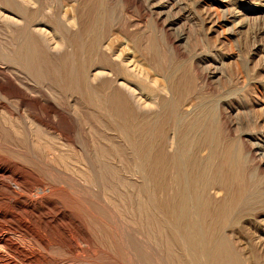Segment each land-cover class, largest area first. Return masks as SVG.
<instances>
[{
  "label": "rangeland",
  "instance_id": "1",
  "mask_svg": "<svg viewBox=\"0 0 264 264\" xmlns=\"http://www.w3.org/2000/svg\"><path fill=\"white\" fill-rule=\"evenodd\" d=\"M62 1L70 17L80 18L76 20L73 31L79 30L85 24L91 25L92 20L99 16L102 21L100 26L106 31H112L115 47L138 59L150 78L156 79L158 85L167 86V80L172 81L173 78L169 76L173 74L176 79H184L193 84V91L187 97L188 100L191 98L190 104L185 108L190 110L193 104L204 101L211 103L218 118L219 137L222 140L232 139L235 147L242 150L246 157L245 178L242 183L246 186L253 184L255 189L264 192V0ZM6 29L8 30L7 26L0 25V47L13 51L17 42L13 40V31L9 29L10 32H7ZM74 43L72 46L65 40V50L68 51L71 61L80 63L84 57L80 48L82 41L77 40ZM151 43L156 45L154 49L160 50L162 73L154 63L153 54L146 50ZM145 85L154 89V95H159L164 100L171 98V93L160 92L154 82L149 80ZM194 93L200 94L196 96L201 99L192 96ZM67 96L64 104V112H69H65L66 118L69 115L66 128L71 131L74 140L81 143L77 144L79 146H71L69 152L67 151L72 162L68 163V166H65L67 163L49 162L46 147L38 148L35 142L32 143L33 140L13 143L0 135V165L5 164V167L9 166L13 170L18 168L17 171L24 177L22 184L0 177V206L3 210L8 208L4 211L7 215H10L9 209L14 208H11L13 219L10 220L8 216L3 232L20 244L26 239L22 244L24 249L43 251L41 254L47 253L49 257L58 260L55 264H72L62 259V254L67 253V247L55 244L48 249L38 245L29 247V239L34 235L61 238L71 241L69 243L74 248L77 242V246H81L86 252L96 250L97 257L104 263L115 256V264H172L164 253L165 249L158 246V235L150 225L142 224L146 223V220L145 213L140 210L144 207L155 213L156 209V215L162 216L163 213L154 208L150 196L155 194L159 201H165L174 194L178 184L176 180L171 184L170 180L173 182L172 180L177 178L176 171L170 169L168 174L164 173L157 186H144V180L149 174L142 168L144 156L137 154L133 149L129 140L130 134L127 137L125 132L119 133L122 131L120 125L113 121L105 109L101 110L106 112L105 114L102 111L103 117L107 115V121L102 122L103 125H99L98 130L95 129L94 122L92 124L88 117L89 113L80 117L84 114V109L76 105L73 97L69 94ZM12 103L10 107L13 105L11 109L16 112L17 104ZM19 109L24 111L23 107ZM78 109L83 110L81 114L80 111L77 113ZM159 109L161 118L165 117V130L173 135L176 129L173 125L176 126L177 120L174 119L171 102L167 104L166 109L157 105L153 113H157ZM97 115L99 116V113ZM42 141V144L46 145L43 139ZM97 146L103 148V154L108 155L111 165L120 170L119 175L103 169L106 158L97 156ZM206 153L207 150H203L199 156L202 157ZM75 158L78 162L81 159V162L77 163L84 169L83 174L78 171V164H73ZM158 188L160 190H157ZM171 188L174 189L172 192L169 190ZM128 191L131 194H128ZM218 192L217 195L215 191L212 192L215 200L223 197L224 193ZM159 194L163 197L160 198ZM124 195L133 196L132 207ZM30 197L42 209H31ZM18 206L21 207L20 210H17ZM26 208L34 211L33 214ZM135 215L138 216L137 219ZM235 215L241 217L244 229L228 228L227 238L247 259V263L264 264V210L252 211L248 215L239 210ZM159 219L164 223L165 232L171 230L169 233H177L170 215L163 214V218ZM93 222L98 223V228L92 225ZM26 232L28 235H25ZM179 241L181 243V238ZM180 243L178 245L183 256L189 261L190 257H186L187 253L184 246V251L182 250L183 244ZM4 249L5 247L1 248L3 252ZM7 251L6 248L5 252ZM35 264L50 263L40 260Z\"/></svg>",
  "mask_w": 264,
  "mask_h": 264
},
{
  "label": "bare ground",
  "instance_id": "2",
  "mask_svg": "<svg viewBox=\"0 0 264 264\" xmlns=\"http://www.w3.org/2000/svg\"><path fill=\"white\" fill-rule=\"evenodd\" d=\"M62 2V0H0V25L7 26V32L13 31V40L17 42L14 44L17 47L13 48V51L0 47V135L12 142L22 143L33 140L32 143L35 142L38 148L46 147L49 153L46 159L49 162L67 163L65 166H68L72 163L67 155L70 147L79 146L77 144L80 142L77 143L71 131L66 128L69 112L65 111L68 116L66 118L64 104L67 94L74 98L79 108L84 109V114L83 110L78 109L77 113L80 111L79 114H83L80 117L89 113L88 117L92 124L94 122L97 130L103 125L102 122L107 121L105 119L107 115L103 117L104 111L101 110L105 109L113 121L120 125L122 131L119 133L125 132L127 137L130 134L129 140L134 148L132 145L130 147L135 149L137 154L144 156L142 168L149 174L144 180L145 183L143 181L144 186L146 184L150 187L157 186L163 174H168L170 169H174L177 173V178L173 179V182L170 180L171 184L175 180L178 184L174 194L168 196L165 201H159L155 194L150 196V199H153V206L160 213L172 217V224L176 225L175 228L180 236L178 237L175 232L169 233L171 230L168 233L163 230L164 223L159 219L163 218V214L162 216L158 214V218L156 209L155 213L144 207L140 210L145 213L146 223L142 224L150 225L158 235V246L165 249L164 253L169 261L172 264H252L247 263V259L234 248L233 243L226 236V230L244 229L241 217L235 215L239 210L246 212V215L252 211L264 210V192L255 189L253 184L246 186L242 183L245 178L246 157L242 150L235 147L232 139L222 140L219 137L215 108L210 102L204 101L193 104V107L187 110L191 99L188 100L187 97L193 91V84L184 79L178 80L173 74L169 76L173 80L168 79L167 86L158 85L156 79L150 78L138 59L115 47L112 31H106L100 26L102 21L99 16L94 15L91 25L85 24L79 30L73 31L76 20L80 18L70 17ZM65 40L72 46L75 41H82L80 48L84 57L80 63L71 61L68 51L65 50ZM10 45L12 46V43ZM154 48L156 45L151 43L146 50L153 54L154 63L162 73L161 53ZM149 80L156 84L160 92L171 93V98L164 100L159 95H154V89L145 85ZM196 95L200 94H192V96ZM196 98L201 99L200 96ZM168 101L174 108L173 115L177 120L176 126L173 125L177 131L174 130L173 135L164 128L165 117L161 118V110L153 113L157 105L166 109ZM12 102L23 107L24 111L16 105L14 112L11 109L13 105L10 107ZM164 115L166 116V112ZM88 117L86 115V119ZM105 124L108 125L107 122ZM42 139L46 145L42 144ZM203 150H207V153L201 157L199 153ZM96 154L106 158L103 169L107 172L110 170L109 173L120 174V170L109 162L108 155L103 154L101 146L96 147ZM75 162L78 164V159L75 158L73 164ZM137 162L139 163V160ZM16 165L15 162L14 166ZM78 165V171L83 174L84 169ZM17 169L13 170L9 166L7 168L5 164L0 165V177L13 179L22 184L24 177ZM141 170V173H145ZM171 176L173 177V174ZM0 184L2 186V181ZM126 184L128 186V183ZM213 191L215 194L222 191L224 193L222 199L215 200ZM128 194L131 193L128 191ZM161 196L160 198L163 197ZM124 197L132 207L133 196L124 195ZM30 203L31 209L36 207L42 209L37 206L36 201L31 199ZM11 208L10 215H7L4 211L8 208L3 210L4 208L0 206V264H35L40 260L50 264L57 263L58 260L49 257L47 253L41 254L43 251L24 249L22 244L26 239L20 244L3 232L8 216L10 220L13 219ZM20 208L18 206L17 210ZM26 210L30 209L26 208ZM30 212L33 214L34 211L30 210ZM135 217L138 218L137 215ZM97 224V222L92 223L98 228ZM146 228L149 230L148 227ZM8 229L11 230L10 227ZM13 229L18 230V228ZM25 235L28 233L26 232ZM28 242L29 247L38 245L48 249L52 244L67 247V253L62 254V259L66 263L115 264L116 262L113 256L104 263L97 257L96 250L86 252L80 248L81 246H77L76 241L75 248L71 247L69 243L71 241L61 238L34 235ZM178 243L183 244L182 250L184 246L186 257L187 255L190 257L189 261L184 258L185 255L183 256ZM2 247H5V251L7 248L8 251L3 252Z\"/></svg>",
  "mask_w": 264,
  "mask_h": 264
}]
</instances>
